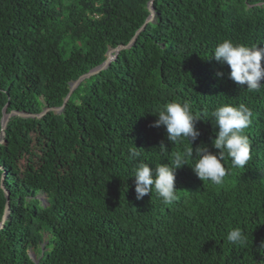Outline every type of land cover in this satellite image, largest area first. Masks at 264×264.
<instances>
[{
    "label": "trees",
    "instance_id": "obj_1",
    "mask_svg": "<svg viewBox=\"0 0 264 264\" xmlns=\"http://www.w3.org/2000/svg\"><path fill=\"white\" fill-rule=\"evenodd\" d=\"M151 1L0 0V264H264V87L238 86L211 57L225 39L264 47V0H155L135 44L84 80L63 112L39 117L132 41ZM184 100L202 119L194 155L201 143L217 151L206 113L250 107L251 159L233 168L225 156L221 185L200 181L190 160L176 172L174 203L155 191L137 200L129 150L171 164L188 142L171 144L152 125ZM4 111L31 116L13 115L3 138ZM237 227L244 247L226 239Z\"/></svg>",
    "mask_w": 264,
    "mask_h": 264
},
{
    "label": "clouds",
    "instance_id": "obj_2",
    "mask_svg": "<svg viewBox=\"0 0 264 264\" xmlns=\"http://www.w3.org/2000/svg\"><path fill=\"white\" fill-rule=\"evenodd\" d=\"M219 64L227 65L230 69L228 78L240 87L248 91H258L264 87V47L259 45L246 46L242 43H234L225 39L218 43L211 56ZM218 77L223 73L217 72ZM210 121L215 132V138L211 140V146L215 153L203 143L194 149L192 144L200 137L201 133L196 124L202 119H197L190 101H172L166 103L157 112V119L152 127L163 126L167 133V140L171 144L187 141L183 152L177 151L169 163H161L153 167L149 163L140 160V149L133 147L129 150L128 159L138 161L133 171L136 199L142 200L155 191L166 205H171L178 199L176 188V172L184 166H189V161L194 163L189 166L197 178L202 182H210L221 185L228 174L224 166L225 156L231 160L233 168H243L251 159L252 145L244 130L252 123L253 111L243 103L238 106L222 104L210 114ZM205 121V120H203ZM161 150H167L163 143ZM227 241L233 245L244 247L248 243L247 235L239 228L228 232ZM264 250V241L260 244Z\"/></svg>",
    "mask_w": 264,
    "mask_h": 264
},
{
    "label": "water",
    "instance_id": "obj_3",
    "mask_svg": "<svg viewBox=\"0 0 264 264\" xmlns=\"http://www.w3.org/2000/svg\"><path fill=\"white\" fill-rule=\"evenodd\" d=\"M154 1L155 0H152L150 3H149V16L146 20V23L144 25V27L142 29H140L136 36L132 39V41L127 45V46H119L118 48L116 49H112L108 52V59L105 61V63L93 70H91L88 74L86 75H83L81 76L77 81L75 82H72L71 83V91L69 93V95L67 96L66 100H65V103L64 105L61 107V108H57V109H46L39 117H42L44 116L47 112H49L50 110H54L56 113H61L64 111L65 107H66V104L67 102L69 101L71 95L73 94L74 90L86 79H89L90 77L98 74L99 72L107 69L109 67V65L111 64V62L115 59L116 55L122 51V50H125V49H130L136 42L139 34L144 30L145 26L151 21V19L153 18L154 14H155V11H154ZM13 115H19V116H23V117H30L31 115H28V114H23V113H18V112H12L10 114H7L6 111H4V115H3V118H2V128H3V133H2V136L3 138L5 137V130L7 128V125H8V122L10 120V118L13 116ZM5 141L4 139H2L0 141V144H4ZM7 195L9 196V193H7ZM2 228V226L0 227Z\"/></svg>",
    "mask_w": 264,
    "mask_h": 264
},
{
    "label": "rangeland",
    "instance_id": "obj_4",
    "mask_svg": "<svg viewBox=\"0 0 264 264\" xmlns=\"http://www.w3.org/2000/svg\"><path fill=\"white\" fill-rule=\"evenodd\" d=\"M41 198H43V197H41ZM34 256V255H33Z\"/></svg>",
    "mask_w": 264,
    "mask_h": 264
}]
</instances>
